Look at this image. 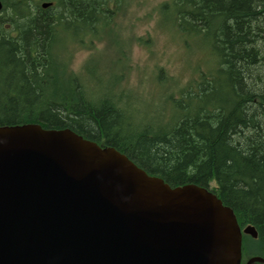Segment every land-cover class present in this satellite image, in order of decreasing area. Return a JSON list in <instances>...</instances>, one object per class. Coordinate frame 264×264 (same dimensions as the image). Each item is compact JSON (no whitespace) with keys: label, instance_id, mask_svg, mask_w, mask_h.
Wrapping results in <instances>:
<instances>
[{"label":"trees","instance_id":"obj_1","mask_svg":"<svg viewBox=\"0 0 264 264\" xmlns=\"http://www.w3.org/2000/svg\"><path fill=\"white\" fill-rule=\"evenodd\" d=\"M0 1V127L68 128L172 187L207 188L238 225L254 226L257 236L242 237L241 253L264 257V0L161 5V20L215 62L170 96L165 122L139 116L132 93H92L68 70V40L101 37L109 6L122 0H49L47 8L44 0Z\"/></svg>","mask_w":264,"mask_h":264},{"label":"water","instance_id":"obj_2","mask_svg":"<svg viewBox=\"0 0 264 264\" xmlns=\"http://www.w3.org/2000/svg\"><path fill=\"white\" fill-rule=\"evenodd\" d=\"M242 233L207 188L68 128L0 127V264H240Z\"/></svg>","mask_w":264,"mask_h":264},{"label":"rangeland","instance_id":"obj_3","mask_svg":"<svg viewBox=\"0 0 264 264\" xmlns=\"http://www.w3.org/2000/svg\"><path fill=\"white\" fill-rule=\"evenodd\" d=\"M169 1L122 0L116 8L110 5L112 17L99 28L101 37L70 39L65 55L68 70L85 89L92 93L110 90L116 95L114 91L122 88L132 93L136 100L131 105L137 107L139 116L154 117L150 122H165L171 114L170 96L177 97L178 89L197 78L199 70L215 65L207 48L161 20V5ZM60 35L70 37L67 32ZM116 78L121 79V87ZM249 253L242 254V263Z\"/></svg>","mask_w":264,"mask_h":264},{"label":"flooded vegetation","instance_id":"obj_4","mask_svg":"<svg viewBox=\"0 0 264 264\" xmlns=\"http://www.w3.org/2000/svg\"><path fill=\"white\" fill-rule=\"evenodd\" d=\"M51 2L52 3V1H49V0H44L43 2ZM42 7V6H41ZM49 7V6H48ZM47 8V7H46ZM239 227H240V229L242 230V228L244 227H241L240 225H239ZM244 235H248V234H245V233H242V236H241V239H242V237L244 236ZM250 236V235H249ZM251 257V256H250ZM241 258H242V253H241ZM246 262V261H245ZM245 262L244 263H242V259H241V262H240V264H245ZM255 263H257V262H255ZM255 263H253V264H255ZM260 264H263V263H260Z\"/></svg>","mask_w":264,"mask_h":264}]
</instances>
